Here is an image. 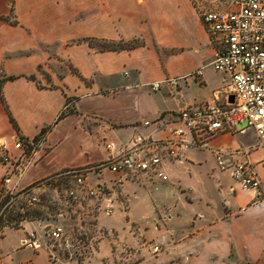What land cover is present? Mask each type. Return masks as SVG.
<instances>
[{
	"label": "rangeland",
	"instance_id": "obj_1",
	"mask_svg": "<svg viewBox=\"0 0 264 264\" xmlns=\"http://www.w3.org/2000/svg\"><path fill=\"white\" fill-rule=\"evenodd\" d=\"M19 1L20 5L0 20V23L16 19L20 22L18 29L6 24L0 26V57L4 59L0 62L1 75L5 74L7 64L21 61L25 69L34 67L33 75L27 77L35 79L40 86L64 90L67 87L71 91L72 86L78 85L80 76L83 85H94L100 93L107 94L123 86L99 70L100 64L109 65L114 61L108 57L109 52L149 45L155 48L163 63L170 54L183 48L164 45L162 35L159 37L150 28L149 15L141 19L147 23V30L136 33L135 29H128L131 18L125 17L141 14V0H136V4L134 0ZM193 2L199 16L208 8L196 0ZM230 5V0H216L211 6L228 8ZM28 23L37 28H31ZM205 70L209 71L210 67ZM122 71L116 75L128 74ZM196 71L187 76H198ZM65 76L67 83L63 81ZM220 82V76L214 79L216 85ZM192 87L197 89L195 84ZM76 98L69 96L63 111H74ZM97 123L86 119L84 128L92 131ZM5 138L14 140L18 136ZM41 139L33 140L28 149L36 150V157L44 143ZM101 142L107 146L109 141L104 136ZM196 154L201 160L207 158L203 166L201 160L187 152L167 161L166 181L144 174L107 171L97 176L89 171L87 187L79 190L76 200L66 193L75 185L73 178L59 174L68 169L52 173L57 175L37 190L40 203L29 205L19 198L2 214L0 262L4 246L9 248L7 245L13 236L20 239L30 227L38 229L40 224L60 223L65 232L63 240L55 241L54 247L50 241L38 253L25 258L36 262L43 259L46 264H189L198 231L221 217L226 220L230 213L228 198L217 192L213 183L212 176L219 170L212 157L205 150H197ZM2 161L0 152L1 164ZM202 167L210 173L206 174ZM89 188L95 194H90ZM19 212L27 215L19 216ZM18 242L17 246H10L11 253L23 249ZM156 247L158 250H154ZM166 257H171L170 261Z\"/></svg>",
	"mask_w": 264,
	"mask_h": 264
},
{
	"label": "crops",
	"instance_id": "obj_2",
	"mask_svg": "<svg viewBox=\"0 0 264 264\" xmlns=\"http://www.w3.org/2000/svg\"><path fill=\"white\" fill-rule=\"evenodd\" d=\"M141 1V14L125 17L131 18L132 25L128 29H135L136 33L147 30V23H143L141 19L149 15L150 28L159 37L162 35L164 40L161 42L164 45L183 48L170 54L163 63L155 48L149 45L109 52L108 57L114 61L109 65L99 63V70L111 76L116 83L123 84L120 88L107 94L100 93L94 85H83V78L80 76L78 85L72 86L71 91L67 87L64 90L59 87L40 86L35 79L27 77L28 74L33 75L34 67L25 69L21 61L14 65L7 64L5 74H0L3 95V99L0 97V137L18 136L24 140H35L44 128L50 127L43 137V146L25 172L20 187L28 186L63 169L88 167L90 164L94 166L103 162L109 155L107 146L101 142L104 136L120 147L129 146L139 134L150 135L155 140L165 139L171 135L173 127L178 123V115L187 106L225 101L224 89L228 79L212 63L222 37L209 33L193 0ZM196 1L208 7L207 9L234 8L231 1L228 8L211 6L216 0ZM136 2L134 0L135 4ZM19 5V0H0V20ZM1 24L18 29L20 22L16 19L14 22L0 23V26ZM28 24L33 29L37 28L35 24ZM2 60L4 59L0 57V62ZM207 66L210 67L209 71L205 70ZM198 69H202L200 75L189 76L178 86L164 85L159 90L151 87L153 81L187 75ZM122 70L128 71V74L117 76ZM218 76L221 82L216 85L214 79ZM63 81L68 82L66 76ZM192 84L197 86L196 90ZM69 96L77 97L73 104L74 111H65L66 114L60 117ZM86 119L98 122L92 131L84 128ZM203 137V133L187 134L179 156L187 152L200 161L197 150L209 153L219 170L216 176H212L215 189L228 198L230 213L227 221L221 217L209 224L208 228L198 231L195 236V252L189 255V264H264V147L261 139L251 126L241 131L224 129L211 135L207 138V147L199 145ZM215 150L224 151L229 165L249 162L260 186L257 189L244 190L233 178L231 167L224 170L218 167ZM201 161L203 166L207 158ZM5 168L0 163V190ZM203 170L206 174L210 173L206 168ZM107 171L124 175L140 174L130 171L114 172L108 168L93 173L99 176ZM144 175L156 177L152 174ZM86 187L87 182L84 188ZM48 224L50 223L38 225L36 230L39 235H44ZM25 235L26 233L24 237ZM24 237L18 239L13 236V241L7 246L15 247L19 245V240L23 246ZM9 248L4 246L0 264H46L43 259L36 262L25 258L35 255L41 249L23 246L21 252L11 253ZM166 258L169 261L171 259Z\"/></svg>",
	"mask_w": 264,
	"mask_h": 264
},
{
	"label": "built area",
	"instance_id": "obj_3",
	"mask_svg": "<svg viewBox=\"0 0 264 264\" xmlns=\"http://www.w3.org/2000/svg\"><path fill=\"white\" fill-rule=\"evenodd\" d=\"M234 8L229 10L205 9L201 18L212 36L221 35V42L213 59L214 68L228 81L224 89L223 103L207 102L201 106L189 105L178 115V123L165 139L155 140L150 135H137L129 146L120 147L115 141H109L108 157L91 167H81L61 171L73 178L74 186L66 193L70 198L79 199V190L85 187V177L89 171L108 168L111 171H130L140 174H152L162 181L168 180L165 163L179 156L187 134L203 133L201 147H207V138L224 129L241 131L254 127L264 147V0H230ZM198 75L201 69L196 71ZM187 75L167 77L153 81V90L164 85L178 86ZM228 94L235 95V102L228 103ZM43 141V139H41ZM33 140L16 138L9 140L0 137L2 164L6 167L2 177V198L7 197L0 207V216L11 208L19 198L29 205L40 203L37 190L45 187L56 175L39 179L34 183L20 187L27 169L36 159V150L29 151ZM215 159L220 169L231 167L232 176L243 188L257 189L260 181L249 162L229 165L224 151L215 150ZM89 188L90 194H95ZM64 227L60 223H50L44 235L36 229L26 232L22 239L24 247L41 249L48 243L62 241ZM156 247L154 250H158Z\"/></svg>",
	"mask_w": 264,
	"mask_h": 264
},
{
	"label": "trees",
	"instance_id": "obj_4",
	"mask_svg": "<svg viewBox=\"0 0 264 264\" xmlns=\"http://www.w3.org/2000/svg\"><path fill=\"white\" fill-rule=\"evenodd\" d=\"M1 86H2V80H0V97L3 99ZM68 100H69V98H68ZM67 102H68V101H67ZM65 114H66V112L63 111V112L60 114V117L64 116ZM49 130H50V127L44 128V129L41 131L40 135L37 136V137H35V140L38 139V138H40V137H42V138L45 137V135L47 134V132H48ZM0 197H2L1 190H0ZM6 200H7V197H4L2 200H0V207L5 203ZM11 212H12V211H11ZM21 214H24V216H25V215H27V212H24V213L19 212V216H20ZM23 218H24V217H23ZM1 219H2V215L0 216V221H1ZM23 220H26V218H24ZM27 220H28V219H27ZM30 220H32V219H30Z\"/></svg>",
	"mask_w": 264,
	"mask_h": 264
},
{
	"label": "water",
	"instance_id": "obj_5",
	"mask_svg": "<svg viewBox=\"0 0 264 264\" xmlns=\"http://www.w3.org/2000/svg\"><path fill=\"white\" fill-rule=\"evenodd\" d=\"M227 101H228V103H234L235 102V95L228 94Z\"/></svg>",
	"mask_w": 264,
	"mask_h": 264
}]
</instances>
